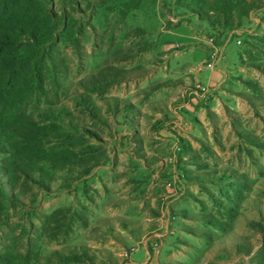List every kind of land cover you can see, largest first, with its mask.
I'll list each match as a JSON object with an SVG mask.
<instances>
[{
    "label": "rangeland",
    "instance_id": "1",
    "mask_svg": "<svg viewBox=\"0 0 264 264\" xmlns=\"http://www.w3.org/2000/svg\"><path fill=\"white\" fill-rule=\"evenodd\" d=\"M55 1L0 122V256L264 264V0Z\"/></svg>",
    "mask_w": 264,
    "mask_h": 264
},
{
    "label": "trees",
    "instance_id": "2",
    "mask_svg": "<svg viewBox=\"0 0 264 264\" xmlns=\"http://www.w3.org/2000/svg\"><path fill=\"white\" fill-rule=\"evenodd\" d=\"M53 4L58 6L55 0H0V122L10 118L11 97L25 103L42 82L38 60L42 48L55 39L60 20ZM15 151L8 130L0 126V154L9 155L7 165ZM0 264L10 263L0 256Z\"/></svg>",
    "mask_w": 264,
    "mask_h": 264
},
{
    "label": "built area",
    "instance_id": "3",
    "mask_svg": "<svg viewBox=\"0 0 264 264\" xmlns=\"http://www.w3.org/2000/svg\"><path fill=\"white\" fill-rule=\"evenodd\" d=\"M156 246V245H155ZM125 258H128V253L125 252L124 255H123Z\"/></svg>",
    "mask_w": 264,
    "mask_h": 264
},
{
    "label": "crops",
    "instance_id": "4",
    "mask_svg": "<svg viewBox=\"0 0 264 264\" xmlns=\"http://www.w3.org/2000/svg\"><path fill=\"white\" fill-rule=\"evenodd\" d=\"M135 251H136V250H135ZM135 251H134V252H135ZM131 254H132V253H131ZM158 264H159V263H158Z\"/></svg>",
    "mask_w": 264,
    "mask_h": 264
}]
</instances>
